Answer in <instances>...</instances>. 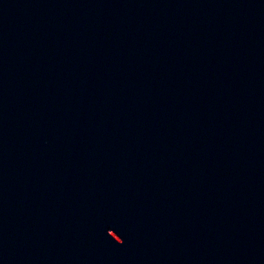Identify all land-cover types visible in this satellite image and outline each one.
<instances>
[{
  "label": "water",
  "instance_id": "1",
  "mask_svg": "<svg viewBox=\"0 0 264 264\" xmlns=\"http://www.w3.org/2000/svg\"><path fill=\"white\" fill-rule=\"evenodd\" d=\"M0 264H264V0H0Z\"/></svg>",
  "mask_w": 264,
  "mask_h": 264
}]
</instances>
